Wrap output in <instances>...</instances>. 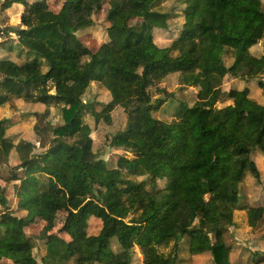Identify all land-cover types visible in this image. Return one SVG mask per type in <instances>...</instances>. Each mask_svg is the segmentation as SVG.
<instances>
[{
    "label": "trees",
    "instance_id": "1",
    "mask_svg": "<svg viewBox=\"0 0 264 264\" xmlns=\"http://www.w3.org/2000/svg\"><path fill=\"white\" fill-rule=\"evenodd\" d=\"M53 1L0 5V13L15 3L25 6L15 39L8 38L11 31L0 18V107L21 108L49 125L53 109L63 118L51 127L46 149L0 174V203L7 207L6 193L14 183L17 208L24 211L0 216V264H39L38 241L46 246L42 264H133L136 246L126 241L125 231L160 216L162 230L139 243L141 264H192L183 258L186 235V254L209 251L215 264H231L233 246L226 235L235 211L246 210L250 227L264 218L263 206L240 203L245 177L261 182L254 155L264 154V81L254 97L251 86L224 90L223 84L228 78L250 81L264 75V48L261 54L252 51L264 39L263 1L176 0L184 23L157 56L134 41L130 23L153 15L168 28L171 15L157 10L160 0H109L104 21L109 39L97 50L78 32L94 24L106 0ZM52 2L60 7L54 9ZM227 53L233 59L229 66ZM173 73L195 78L197 100L178 105L168 121L155 117L166 101L153 99L152 89ZM93 81L110 93L99 111L83 99ZM134 87L137 93L129 99ZM118 106L127 120L114 144L135 156H122L116 167L105 168L84 117L90 113L111 123ZM15 122L0 119V163L23 139L12 133ZM61 211H70L69 239L52 232ZM90 217L101 223L95 234L88 231ZM47 218L38 235L27 233ZM253 258L262 263L264 253L255 251Z\"/></svg>",
    "mask_w": 264,
    "mask_h": 264
},
{
    "label": "rangeland",
    "instance_id": "2",
    "mask_svg": "<svg viewBox=\"0 0 264 264\" xmlns=\"http://www.w3.org/2000/svg\"><path fill=\"white\" fill-rule=\"evenodd\" d=\"M4 0H0V5ZM35 1V0H30ZM53 1V0H52ZM263 5H264V0ZM54 2V1H53ZM52 2V7L58 9L60 5ZM109 8V0H106L102 9H100L94 16V24L82 31L78 32L79 38L91 47L93 50H97L100 45L109 39V31L107 30L104 21ZM21 7L13 4V6L4 12L0 13V18L3 20L5 26H13L14 28L20 27V11ZM183 6L178 4L176 0H160L157 6V10L161 12H169L171 19L169 20V26L166 28V23L162 18L149 15L145 19L132 20L130 27L134 33V41L144 44L154 55H158L170 46L172 41L179 35L182 25L184 23V16L182 14ZM16 33L10 32V39H15ZM262 39L258 45L252 48L255 54H261L263 52ZM14 56V54L12 55ZM224 61L229 66L233 59L230 53L224 55ZM264 81V75L261 77L243 81L240 79L228 78L224 81L223 89L229 90L233 87L241 88L243 86H251V96H258L260 90L258 85H262ZM197 84L194 77H184L181 73H173L168 75L158 87L152 89L153 99L163 98L165 104L162 108L154 113L155 117L164 120H171L176 113L177 108L181 103L191 106L197 100ZM137 91L134 87L129 91V99L135 97ZM86 103L92 104L94 109L99 111L105 104L110 101V93L99 82L93 81L86 93L83 96ZM112 122L107 123L99 118L97 121L90 113L85 115V121L90 124L92 128L91 136L93 138V150L99 156V163L103 167H116L117 161L120 157L126 156L133 158L135 152L125 148L124 146H117L114 144V137L119 131H122L125 127L127 116L124 111V107L118 106L112 112ZM6 117H13L16 119V129L19 126L21 131V137L23 138L19 146H10L6 153L3 154V160L0 163V174L8 175L10 169L29 158L34 153H38L48 147L51 140V127L58 126L63 123L61 111L59 109H53L50 115L51 125L46 124L39 115L27 113L21 108H17V111L11 108L9 105L0 107V119ZM14 133V132H12ZM19 139V138H18ZM143 151H148L149 145L145 142H140ZM256 165H258L261 171V182L256 181L251 176H246L241 186V200L240 203L247 204L248 206L260 205L264 207V154L257 152L254 155ZM247 175H250L247 172ZM159 186H163V181H159ZM8 203L7 207H4L0 203V216L3 213H11L12 215L21 216L24 211L18 210L17 198L14 194V183L7 190ZM70 217V211H61L57 213L54 220V228L52 232L59 233L60 236L69 239L66 231V224ZM235 223L233 224L226 235V240L233 246V255L231 264H256L254 263L253 253L260 251L264 253V218L256 225V227H250L247 222L246 210L239 209L235 211ZM162 216L153 219L149 224H143L138 227H129L125 231V239L128 243L136 246L133 252V264H141L143 256L139 243L146 241L151 233L159 232L163 226L161 223ZM47 219H41L37 223L29 226L26 231L33 235H38L48 223ZM100 221L94 217L88 219V231L95 234L100 229ZM188 236H185V240H182V246L185 249L183 253L184 259H189V262L195 264H215L211 258L209 251L190 255L186 254L188 244ZM186 247V248H185ZM112 248L117 251L119 246L115 240L112 242ZM35 256L42 264L41 258L46 253V246L38 241L35 247ZM182 254V253H181ZM188 262V261H187ZM1 264H14L10 260H3ZM102 264V263H97ZM261 264H264L262 262Z\"/></svg>",
    "mask_w": 264,
    "mask_h": 264
},
{
    "label": "crops",
    "instance_id": "3",
    "mask_svg": "<svg viewBox=\"0 0 264 264\" xmlns=\"http://www.w3.org/2000/svg\"><path fill=\"white\" fill-rule=\"evenodd\" d=\"M17 6H19V7H21L22 9H21V11H20V16H21V13L24 11V9H25V6L23 5V4H20V3H15ZM6 118H9V117H6ZM11 118V117H10ZM3 119V118H2ZM16 126H17V124H14V126H12V132H14V134H18V133H21V131H18L19 130V126H18V128L16 129ZM234 224H235V226H238V224H236L235 223V221H234ZM211 254V253H210ZM211 258H212V255H211ZM212 260H213V258H212ZM231 262H232V257H231ZM192 264H195L194 262L192 263ZM259 264H261V263H259Z\"/></svg>",
    "mask_w": 264,
    "mask_h": 264
},
{
    "label": "water",
    "instance_id": "4",
    "mask_svg": "<svg viewBox=\"0 0 264 264\" xmlns=\"http://www.w3.org/2000/svg\"><path fill=\"white\" fill-rule=\"evenodd\" d=\"M5 29H9L12 32L16 31V28H14L13 26H5Z\"/></svg>",
    "mask_w": 264,
    "mask_h": 264
}]
</instances>
